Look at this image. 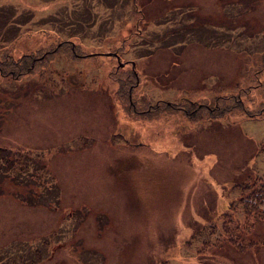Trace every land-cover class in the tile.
Returning a JSON list of instances; mask_svg holds the SVG:
<instances>
[{"label": "rangeland", "instance_id": "374dc122", "mask_svg": "<svg viewBox=\"0 0 264 264\" xmlns=\"http://www.w3.org/2000/svg\"><path fill=\"white\" fill-rule=\"evenodd\" d=\"M2 5L15 9L14 51L64 39L97 55L75 68L57 58L22 76L32 85L20 93L0 76V146L55 182L32 205L14 196L27 186L0 177V264H264V0ZM130 61L136 110L159 108L125 119L117 81ZM42 148L58 152L40 161Z\"/></svg>", "mask_w": 264, "mask_h": 264}, {"label": "trees", "instance_id": "16d2710c", "mask_svg": "<svg viewBox=\"0 0 264 264\" xmlns=\"http://www.w3.org/2000/svg\"><path fill=\"white\" fill-rule=\"evenodd\" d=\"M0 6V21L3 23L5 22L4 26H0L1 29H4V32H0V76L11 78L12 84H10V89L12 92H14V89L16 88L17 93H20V89L29 87L32 85L31 82L28 84H23V80L20 78L24 75L31 76L36 70H43V73H49L51 70L49 68L56 66L53 65L55 63V59L61 58L64 56V61L62 60V63L67 65L69 63L73 62V67L75 68L76 62L79 60V58H82L84 56H95L97 55L95 52L90 53L87 55L83 51H77L76 47H80L79 45H75L69 40H59L58 39V45H55L53 47L49 45L46 47L39 48L40 50L32 53L28 51V53H21L14 51L15 47L13 45V41L19 37L16 27H11L8 24L10 22H6L4 19V15L7 16L8 14L12 15L15 14V9L11 8L10 6L2 5ZM14 15H12L9 19L13 18ZM2 23V24H3ZM32 34V32H30ZM10 35L9 38H7ZM62 38V37H59ZM125 40V39H124ZM68 45V46H67ZM37 48V47H36ZM120 48V47H119ZM117 49L115 50V53L117 54ZM34 52V53H33ZM112 57V56H110ZM113 58V57H112ZM119 66V65H118ZM117 66V67H118ZM115 68L112 73H116L115 71L118 68ZM134 66L129 70V73L131 77H125L124 79H120V81H117L119 83V96L120 98L126 103L125 109H124V118L127 119V111H132L133 113H149L154 111L153 109L159 108L157 107L159 102H157L152 107H147L146 109L142 111H137L135 108V104L132 101L131 94L128 96V93L132 92L133 84L130 85V81L132 79H137V75L134 72ZM90 79V78H88ZM135 82V81H134ZM136 85V84H135ZM6 99V98H5ZM218 99H223L226 101L223 103L222 106L218 105L215 109L216 114H221L224 111H227L230 109L231 105H235L237 102H239L240 96H222ZM160 101V100H159ZM161 102V101H160ZM229 103V104H226ZM165 103V107L173 108V109H181L178 104L174 103ZM153 108V109H152ZM195 108V107H194ZM258 111V114H261L264 111V106H262ZM186 114L188 118H193V108L186 109ZM2 147V146H0ZM6 149L8 152H4L0 159V166H3L4 168L0 167V177L2 178H8V182H11L15 184L16 186H27L26 193L23 195L18 188V192H15L14 196L18 200L22 201L23 203H29L32 204V199L36 198L38 199V195L41 194L44 190L51 192L53 191L52 185L55 183L53 176L50 175L48 171H46L45 166H41L42 164L32 163L29 160V157H32L28 152L24 153V149L18 148V150H13L16 147H2ZM33 150V149H31ZM30 150V151H31ZM53 149L51 148H42L41 151L39 150V153H35L39 156V160L48 159V154L52 155L53 153L58 152H52ZM47 152V154H46ZM42 161V160H40ZM262 188H258V190L254 193V198L257 201V204L260 203L261 199L264 200V191H261ZM18 194V196H17ZM26 196H29V200L26 201ZM248 202V201H247ZM262 202V201H261ZM257 206L255 204L250 205V207L245 205L244 209L245 212L248 213L249 211L255 209ZM34 262V261H32Z\"/></svg>", "mask_w": 264, "mask_h": 264}, {"label": "crops", "instance_id": "0c3cea01", "mask_svg": "<svg viewBox=\"0 0 264 264\" xmlns=\"http://www.w3.org/2000/svg\"><path fill=\"white\" fill-rule=\"evenodd\" d=\"M215 188V187H214ZM212 189H213V187H212Z\"/></svg>", "mask_w": 264, "mask_h": 264}, {"label": "water", "instance_id": "95a60500", "mask_svg": "<svg viewBox=\"0 0 264 264\" xmlns=\"http://www.w3.org/2000/svg\"><path fill=\"white\" fill-rule=\"evenodd\" d=\"M109 55V54H108ZM115 55V54H114ZM118 59V58H117Z\"/></svg>", "mask_w": 264, "mask_h": 264}]
</instances>
